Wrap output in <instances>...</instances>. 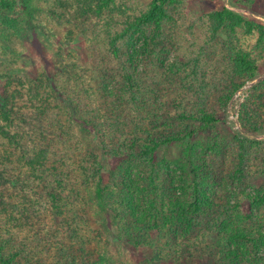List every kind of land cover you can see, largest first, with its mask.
Segmentation results:
<instances>
[{
    "label": "trees",
    "instance_id": "obj_1",
    "mask_svg": "<svg viewBox=\"0 0 264 264\" xmlns=\"http://www.w3.org/2000/svg\"><path fill=\"white\" fill-rule=\"evenodd\" d=\"M187 1L70 0L91 62L60 47L46 71L21 67L8 42L39 2L0 0V264H114L103 229L89 226L97 216L149 249L139 264H264L248 250L264 242V187L250 185L264 174V77L240 104L228 161L211 130L262 74L264 22L225 4L197 16ZM202 129L205 144L186 143L178 168L155 161ZM102 157L116 160L106 175Z\"/></svg>",
    "mask_w": 264,
    "mask_h": 264
},
{
    "label": "rangeland",
    "instance_id": "obj_2",
    "mask_svg": "<svg viewBox=\"0 0 264 264\" xmlns=\"http://www.w3.org/2000/svg\"><path fill=\"white\" fill-rule=\"evenodd\" d=\"M39 2L40 12L35 16V20L32 25L28 26L25 33L19 31V35L12 36L8 40L9 44L14 45L19 53L28 61L25 64L19 63L23 68L43 69L50 71L54 67L56 59V50L63 48L66 51H70L75 55L78 61L89 64L90 51L87 46L85 33L82 29H85V25H88L83 19H77L74 16V10L72 7L67 5L70 0H36ZM151 0H135L136 8H145L148 6ZM231 3H235V6H231ZM66 3V5L64 4ZM228 5L230 8L244 14L246 17L251 19H257L264 22V0H188L187 5L189 11L193 12L197 16H200L206 12H209L212 8L221 5ZM22 8L19 6L16 8L14 14L18 19L23 16ZM84 21V22H83ZM1 24V23H0ZM2 27L4 25L2 24ZM1 27V28H2ZM84 27V28H83ZM11 33V31H9ZM2 41H5L1 39ZM7 42V41H5ZM18 64V65H19ZM261 76L258 79L247 81L239 90H237L231 97L227 107L220 112L221 121L213 126L212 131L220 134L224 139L222 144H219L220 148L215 149L218 152L219 149L224 150L227 161L230 159L232 154L233 146H239V143L232 142L235 135V131L241 130L240 123L238 121V111L240 104L249 92L250 87L259 79L264 77V59L260 61ZM2 83L0 81V91ZM176 97V95H175ZM179 97L178 99H181ZM211 133L208 129H202L193 134L192 137H185L183 140H175L170 143L163 144L154 154L155 161L160 162L161 165L167 161L170 167H179L180 162L184 159L183 147L186 143H196L204 145L208 135ZM257 138H264V134L256 136ZM235 146V147H236ZM226 147V148H225ZM256 148V147H255ZM253 149V148H252ZM256 151L264 154V146L261 145L256 148ZM255 151V150H253ZM208 155V154H207ZM213 156V155H212ZM104 164V175L106 172L115 165L116 160L110 157H102ZM254 162V161H253ZM252 188L264 187V174L253 173L251 179ZM223 194V193H222ZM244 209V210H243ZM264 209V208H263ZM242 211L244 214L248 212L247 206H243ZM240 215V214H238ZM243 215V214H242ZM237 219V215L234 220ZM106 220V221H105ZM103 219L98 217L89 224L93 229L101 227L104 231L105 238L109 241V249L111 256L114 260V264H139V262L146 259L149 255V249L145 246H139L133 248L126 241L119 240L115 236V231L108 222L107 218ZM237 229V224L232 226ZM262 246L259 249H253V246L249 245L248 250L254 252L259 257H264V242H260ZM155 264H172L171 260H165L155 262ZM185 264H219L212 258L207 256H200L192 259L190 262Z\"/></svg>",
    "mask_w": 264,
    "mask_h": 264
}]
</instances>
